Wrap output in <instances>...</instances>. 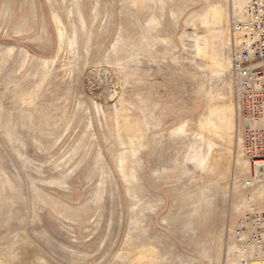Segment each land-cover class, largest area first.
Masks as SVG:
<instances>
[{
  "label": "rangeland",
  "instance_id": "374dc122",
  "mask_svg": "<svg viewBox=\"0 0 264 264\" xmlns=\"http://www.w3.org/2000/svg\"><path fill=\"white\" fill-rule=\"evenodd\" d=\"M248 2L0 0V264H242Z\"/></svg>",
  "mask_w": 264,
  "mask_h": 264
},
{
  "label": "built area",
  "instance_id": "2783aa9c",
  "mask_svg": "<svg viewBox=\"0 0 264 264\" xmlns=\"http://www.w3.org/2000/svg\"><path fill=\"white\" fill-rule=\"evenodd\" d=\"M230 81L235 127L247 166L241 187L246 202L228 229L242 264H264V0H249L230 20Z\"/></svg>",
  "mask_w": 264,
  "mask_h": 264
}]
</instances>
